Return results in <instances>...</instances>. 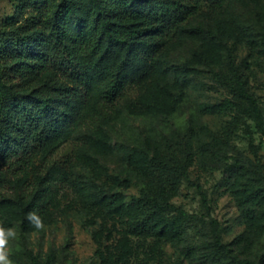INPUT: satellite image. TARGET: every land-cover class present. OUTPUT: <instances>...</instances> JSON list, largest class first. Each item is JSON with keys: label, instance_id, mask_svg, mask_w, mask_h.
Instances as JSON below:
<instances>
[{"label": "rangeland", "instance_id": "rangeland-1", "mask_svg": "<svg viewBox=\"0 0 264 264\" xmlns=\"http://www.w3.org/2000/svg\"><path fill=\"white\" fill-rule=\"evenodd\" d=\"M20 3L0 0V25ZM263 27L264 0L201 3L151 72L113 105L102 107L94 84L27 166L0 160V257L21 264L15 257L26 249L40 260L51 255L52 264H235L232 255L256 262L264 249V199L245 208L244 198L255 172L264 181V133L233 92L230 64L264 118ZM56 81L66 82L51 66L27 87ZM226 99L234 105L219 111ZM157 160L167 165L159 170ZM142 187L195 218L166 214L174 237L128 233L127 214L107 203L114 193L128 203ZM39 188L40 211L21 226L20 208ZM213 232L229 252L211 262Z\"/></svg>", "mask_w": 264, "mask_h": 264}, {"label": "trees", "instance_id": "trees-1", "mask_svg": "<svg viewBox=\"0 0 264 264\" xmlns=\"http://www.w3.org/2000/svg\"><path fill=\"white\" fill-rule=\"evenodd\" d=\"M19 1L16 14L0 25V160L27 166L44 139L61 126L69 107L75 108L92 85L101 86V105L110 107L128 87L151 72L168 39L186 30L187 19L201 3L232 0ZM51 66L62 73L66 82H52L51 86L45 82L28 89L27 85ZM230 66L233 92L246 103L244 114L264 133V118L256 99L236 66ZM233 105L232 100L226 99L217 109L223 111ZM250 148L259 163L257 146L250 143ZM166 165L157 160L156 168ZM230 168L231 172L244 169ZM179 173L188 180L183 168ZM254 174L244 198L245 208L264 199L262 174ZM44 196V190L39 188L26 199L20 208L21 226L40 211ZM201 196L206 202V195ZM119 200L114 193L107 204L112 212L127 214L131 234L154 232L174 237L172 226L164 220L166 214L184 221L195 218L146 187L128 203H118ZM228 246L213 232L207 260L223 257L229 252ZM22 254V259L15 257L21 264H52L51 255L40 260L26 249ZM232 259L235 264H263L264 249L256 262L237 255H232ZM109 264H116V260Z\"/></svg>", "mask_w": 264, "mask_h": 264}, {"label": "clouds", "instance_id": "clouds-1", "mask_svg": "<svg viewBox=\"0 0 264 264\" xmlns=\"http://www.w3.org/2000/svg\"><path fill=\"white\" fill-rule=\"evenodd\" d=\"M4 241L0 239V243H3ZM0 261H3V264H8V261L4 259L3 257H0Z\"/></svg>", "mask_w": 264, "mask_h": 264}]
</instances>
